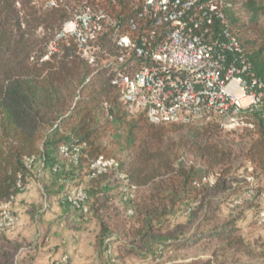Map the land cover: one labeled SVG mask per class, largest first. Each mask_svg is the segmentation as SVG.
<instances>
[{"label":"trees","instance_id":"1","mask_svg":"<svg viewBox=\"0 0 264 264\" xmlns=\"http://www.w3.org/2000/svg\"><path fill=\"white\" fill-rule=\"evenodd\" d=\"M230 1L234 5L228 10V26L262 82L254 89L263 92L252 113L259 135L246 148L260 174H252L253 182L240 178L234 186L229 184L238 158L233 148L244 144L221 140L212 122L195 128L197 124H153L143 114L126 120L120 94L110 84V65L90 66L76 54L72 40L56 41V51L44 58L47 44L68 17L66 10L37 7L33 0H0V204L21 193L31 176L45 172L50 183L40 184L46 195L53 190L68 203L67 192L81 186L88 216L99 220L100 211L121 199L123 174L138 193L123 201L125 213L133 211V226L116 234L101 223L99 264L159 261L166 253L214 238L235 253L251 254L237 234L240 214L185 235L166 225L192 204L202 209L201 221L207 224L224 200L242 197L251 185L252 197L235 206L256 202L259 210L264 191V2ZM122 123L127 124L124 138L117 134ZM108 144L118 145L125 157L110 155ZM98 156L115 159L116 170L94 173L91 163ZM28 158H33L29 165ZM206 174H213L214 182L194 187L193 181ZM108 246L110 255L105 254ZM9 258L0 244V264Z\"/></svg>","mask_w":264,"mask_h":264},{"label":"built area","instance_id":"2","mask_svg":"<svg viewBox=\"0 0 264 264\" xmlns=\"http://www.w3.org/2000/svg\"><path fill=\"white\" fill-rule=\"evenodd\" d=\"M43 7H60L68 17L47 45L72 40L76 54L90 66H111L110 84L124 111L143 114L153 124H206L222 132L256 128L252 113L263 97L240 38L228 26L230 0H33ZM61 152L66 147L61 146ZM33 158L27 159V164ZM113 158L96 157L94 173L115 171ZM252 173V169H249ZM250 174V173H249ZM122 201L134 197L135 187L120 174ZM246 180H253L251 175ZM214 175L193 181L201 188ZM20 186V184H17ZM251 187L234 203L252 197ZM68 204L82 216L89 214L87 194L71 188ZM11 202L0 204V231L13 228L17 217ZM190 210V209H189ZM132 215V209L127 210ZM259 222L264 227V191ZM107 255L111 247H107ZM50 264H74L67 253Z\"/></svg>","mask_w":264,"mask_h":264},{"label":"rangeland","instance_id":"3","mask_svg":"<svg viewBox=\"0 0 264 264\" xmlns=\"http://www.w3.org/2000/svg\"><path fill=\"white\" fill-rule=\"evenodd\" d=\"M257 2H264V0H255ZM244 0H236V4H240ZM34 6H39L34 4ZM242 17V16H241ZM244 18V17H242ZM249 35L246 33L244 35ZM243 35V36H244ZM66 40L64 42H67ZM49 44V43H48ZM47 44V45H48ZM56 51V50H54ZM126 114V120L130 119L131 116ZM200 125H194L197 128ZM178 126H168V128H177ZM258 128H254L251 131L248 130H235L231 132L217 131L220 135L221 140H228L229 142L244 144V147H234V154L238 155L237 161L232 171V177L229 180V184L235 185L236 180L240 178H245L247 175L260 174V167L255 164L251 159L246 156V148L248 144H251L253 140L258 138ZM186 130V128H185ZM183 131V130H182ZM117 134L124 138L127 134V124L122 123L117 129ZM110 138V135H109ZM108 150L110 155L114 156L116 159H122L125 157V152L119 150L118 145L108 144ZM191 158V155H189ZM255 157L254 159H256ZM252 169V173L249 169ZM250 173V174H249ZM252 182L254 180H251ZM35 188L38 190L39 186L36 181H34ZM138 195L134 192V196ZM31 201L25 203L16 209L11 205L12 212L17 217L16 225L6 231H0V238L2 239L1 245L7 248L10 254V258L4 264H47L45 259V251L39 248L38 243L34 245L32 240L38 242L40 237L38 236L41 232L42 224L38 219V212L42 210V202L38 203L36 199L31 197ZM235 197L231 196L224 200L218 207L215 213V217L209 223L205 224L201 221L202 209L199 207H194L192 204L190 210L184 211L177 214L174 219H171L166 225L172 230H177L179 235H185L191 230L197 227L203 229H210V225H219L228 218H232L240 214L242 218L236 222L239 227L237 234L241 235L244 242L249 246L251 254L235 253L232 250L223 247L224 241L214 238L208 241L201 240L190 248L181 249L179 251H173L164 254V256L159 261H149L140 262L135 259H126L125 264H264V227L259 222V210L256 202H250L243 207H236L234 203ZM203 197L199 200L201 201ZM38 200V198H37ZM20 205V203L18 204ZM202 207L203 205H199ZM55 206L49 210V217L55 214ZM127 205L120 198H116L113 203H110L106 211H100L98 216L99 220L95 219L91 222L88 217L86 221V226L90 234L85 235V238L89 239V235L92 237L95 232H99L102 224H106L109 227V231L116 234H121V230L131 228L133 226L132 217L125 213ZM194 208V209H193ZM45 211V210H44ZM44 211H41L44 213ZM40 213V212H39ZM93 215V214H92ZM43 214H41V217ZM94 216V215H93ZM48 217V215H47ZM102 220V221H100ZM102 223V224H101ZM15 234L22 236V240L15 239ZM6 235L11 239H6ZM33 236V237H32ZM113 245V244H111ZM84 253L89 255V246L86 245ZM115 251V247L113 249ZM113 253V252H112ZM93 259V258H92ZM87 264H96L95 259L89 262L87 257Z\"/></svg>","mask_w":264,"mask_h":264},{"label":"crops","instance_id":"4","mask_svg":"<svg viewBox=\"0 0 264 264\" xmlns=\"http://www.w3.org/2000/svg\"><path fill=\"white\" fill-rule=\"evenodd\" d=\"M34 181H36L39 186L38 190L35 188ZM40 181L41 183H50V180L45 172H41L39 175L34 174L31 176L27 180L24 190L15 196L11 205L17 209L18 207L24 205L22 201H25V203L30 202L32 199L31 197L36 199L38 203L42 202L43 206L41 211L45 210L44 213L37 211L38 219L42 218L40 220L42 228L40 234L38 235L40 239L37 242L35 240L36 238H34L32 242L34 245L38 243L39 248L45 251L47 264H50L62 253H67L74 264H87V257L89 262L95 259L96 264H99V240L101 229L99 232H95L92 237L89 235V239L85 238V235L90 234L86 226L88 217L91 222L94 221V218L97 220L98 218L92 215L86 217L82 216L63 199H60V194L51 193L53 190L50 194L46 195L42 190ZM19 203L20 205H18ZM53 205L56 207V212L53 216L49 217L48 213L49 210L52 209ZM41 214H43L42 217ZM14 237L16 240H22V236L19 234H15ZM6 239L10 240L11 238L6 235ZM1 241L2 239L0 238V244ZM85 244L89 246V255L84 253V249L86 248ZM3 247L7 250L5 246ZM118 263L122 264L119 261ZM118 263L116 262L115 264ZM101 264L107 263L105 262Z\"/></svg>","mask_w":264,"mask_h":264}]
</instances>
